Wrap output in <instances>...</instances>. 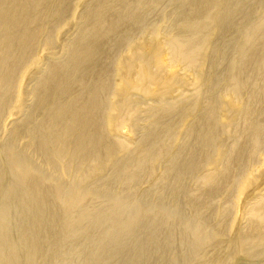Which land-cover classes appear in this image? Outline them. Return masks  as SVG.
I'll use <instances>...</instances> for the list:
<instances>
[{"label":"bare ground","instance_id":"obj_1","mask_svg":"<svg viewBox=\"0 0 264 264\" xmlns=\"http://www.w3.org/2000/svg\"><path fill=\"white\" fill-rule=\"evenodd\" d=\"M0 264H264V0H0Z\"/></svg>","mask_w":264,"mask_h":264},{"label":"rangeland","instance_id":"obj_2","mask_svg":"<svg viewBox=\"0 0 264 264\" xmlns=\"http://www.w3.org/2000/svg\"><path fill=\"white\" fill-rule=\"evenodd\" d=\"M41 51H42V52H41ZM42 53H43V50L40 49V50L37 51L36 56L40 57V56L43 55ZM7 119H8V120H7ZM10 119H11V118H10L8 115L4 117V120H3V121H4V122H8V123H4V122L2 121V123L4 124L3 127H4L5 129L7 128L6 126H8V128L11 127V126L9 125V123L12 122V121H11V122L9 121ZM9 126H10V127H9ZM125 130H126V133H127V134L130 133L131 129H130L129 125H126V126H125ZM261 163H262V162H261Z\"/></svg>","mask_w":264,"mask_h":264}]
</instances>
